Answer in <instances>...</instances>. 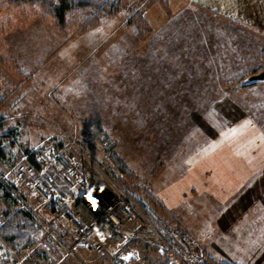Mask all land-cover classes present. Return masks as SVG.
Returning a JSON list of instances; mask_svg holds the SVG:
<instances>
[{"label":"rangeland","instance_id":"1","mask_svg":"<svg viewBox=\"0 0 264 264\" xmlns=\"http://www.w3.org/2000/svg\"><path fill=\"white\" fill-rule=\"evenodd\" d=\"M59 1L0 0V186L11 195L7 201L0 190V227L6 220L5 231L19 235L29 221L31 237L10 243L0 232V264L228 262L206 255L197 229L212 210V184L183 174L226 146L238 158L264 162V82L244 86L264 68V44L186 0H119L113 14L99 6L114 0H68L75 5L64 24L53 12ZM232 127L238 131L226 145L222 133ZM46 150L72 153L80 162L74 175L104 205H135L137 222L127 227L122 250H80L75 259L40 225L35 233L38 220L21 185L6 175L25 153ZM48 177L74 196L54 170ZM243 182L233 188L250 182V203L264 194L263 175ZM29 204L46 211L41 202ZM11 212L24 218L9 222Z\"/></svg>","mask_w":264,"mask_h":264},{"label":"crops","instance_id":"2","mask_svg":"<svg viewBox=\"0 0 264 264\" xmlns=\"http://www.w3.org/2000/svg\"><path fill=\"white\" fill-rule=\"evenodd\" d=\"M186 1L190 9L218 17L232 25L233 29L244 31L249 38L256 37L264 44V0ZM235 129L238 127L227 128L222 133L226 145H232L238 131ZM255 159L258 160L247 156L238 158L233 153V146H226L214 155L199 157L189 164V172L183 174L197 176L199 181L212 184L213 194L209 193L212 210L208 211L205 221L198 222L197 229L206 241L204 252L217 260L235 264H264V194L253 197L250 203V182L239 190L233 188V184L236 186L243 182L246 176H264V162L256 164ZM236 176L241 178H234Z\"/></svg>","mask_w":264,"mask_h":264},{"label":"built area","instance_id":"3","mask_svg":"<svg viewBox=\"0 0 264 264\" xmlns=\"http://www.w3.org/2000/svg\"><path fill=\"white\" fill-rule=\"evenodd\" d=\"M79 165L72 153L30 151L16 161L6 176L16 188L21 185L20 192L27 202L43 203L46 210L43 214L29 203L26 207L38 220V227L40 225L47 231L49 237L65 248L70 256L80 259V250L94 254H102L106 250L118 252L131 238L127 227L137 222L135 205L120 199H111V203L106 205L98 201L90 188L80 182L79 175H74ZM51 170L58 178L68 182L75 193L73 197L69 198L48 177ZM53 221L60 224L52 227ZM48 235L42 241L47 251L53 247ZM69 235L73 240L71 245L67 241ZM182 239L190 242L185 234ZM181 251L187 256V249L181 248ZM192 256L200 261L198 253L192 252Z\"/></svg>","mask_w":264,"mask_h":264},{"label":"trees","instance_id":"4","mask_svg":"<svg viewBox=\"0 0 264 264\" xmlns=\"http://www.w3.org/2000/svg\"><path fill=\"white\" fill-rule=\"evenodd\" d=\"M17 1H20V2H38L40 0H17ZM56 5V4H55ZM75 4H73L72 2H68V0H60L58 2V4L56 6H54V9H53V12H54V15L55 17L57 18L59 24H64L66 22V18H67V15L68 13L72 10L73 6ZM84 4H80V7L82 6L83 7ZM119 7H120V3H119V0H114V2L110 3L109 1L105 2V4H101L99 6V10H106V11H109L108 13H116L119 11ZM255 74V73H254ZM248 84L244 85V86H248V85H251V84H254L255 82H250L248 80ZM6 128V123H3V121L0 119V131L5 129ZM14 134H11V135H7V136H13ZM15 136V135H14ZM5 144H3V141L0 140V155L1 156H4L5 153H4V146ZM0 190L2 191L3 193V198H5L7 201L11 198V195L10 193L8 192V190H6L5 187H2L0 186ZM12 214H7L8 216V221H12L14 220L15 218L18 219V216L19 217H22L24 218V215L23 213L21 212H11ZM28 217V216H26ZM19 222V220H18ZM23 222V221H22ZM29 221H25L24 222V225H21L20 226V229H21V233L19 235H17L16 233H11L10 232H6L5 229L7 228V223H6V220H5V224L3 226L0 227V232L3 231V233L5 235H7V239L5 238L6 241H10V243H12V238L11 237H20V236H28L29 238L30 235V230H28L27 228H25L24 226L28 223ZM19 226L16 224V227ZM34 226L36 227L35 228V233H36V229L38 230L39 227H37L38 225L34 224ZM10 227H14V225H10ZM24 228H25V231H24ZM13 230V229H12ZM11 230V231H12ZM13 234V235H12ZM32 234H33V231H32ZM10 235V236H9ZM32 241L34 239H31ZM124 251V250H123ZM126 251H124L125 253ZM210 261H205L204 264H234V263H229V262H217V261H214V260H211L209 259Z\"/></svg>","mask_w":264,"mask_h":264},{"label":"water","instance_id":"5","mask_svg":"<svg viewBox=\"0 0 264 264\" xmlns=\"http://www.w3.org/2000/svg\"><path fill=\"white\" fill-rule=\"evenodd\" d=\"M248 80L250 82H264V70H262L259 73H255L251 75V77Z\"/></svg>","mask_w":264,"mask_h":264}]
</instances>
